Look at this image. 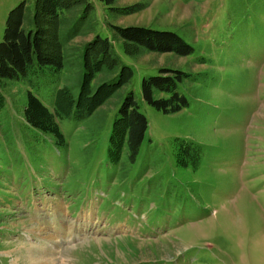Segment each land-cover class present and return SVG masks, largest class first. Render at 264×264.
Listing matches in <instances>:
<instances>
[{
    "label": "rangeland",
    "instance_id": "rangeland-1",
    "mask_svg": "<svg viewBox=\"0 0 264 264\" xmlns=\"http://www.w3.org/2000/svg\"><path fill=\"white\" fill-rule=\"evenodd\" d=\"M21 1L0 0V41ZM92 1L96 27L68 45L108 37L112 57L132 76L112 87L118 74L98 72L91 85L106 81L104 101L83 119L75 106L61 107L64 95L78 96L82 76L66 75V93L38 92L52 112L61 109L63 148L27 125L23 83L3 89L0 264H27L35 250H47L55 264H264V0H120L146 4L127 15ZM112 23L177 31L195 50L127 47ZM163 67L190 73L180 85L189 105L174 114L142 95L143 78ZM129 90L149 121L133 162L123 142L118 150L113 143Z\"/></svg>",
    "mask_w": 264,
    "mask_h": 264
},
{
    "label": "trees",
    "instance_id": "trees-1",
    "mask_svg": "<svg viewBox=\"0 0 264 264\" xmlns=\"http://www.w3.org/2000/svg\"><path fill=\"white\" fill-rule=\"evenodd\" d=\"M100 1L116 15L131 14L146 7L145 3L121 7L117 5L120 0ZM95 7L92 0H22L10 11L0 41V112L7 106L3 89L23 83L25 89L22 93L26 94L23 117L27 125L50 134L59 148L67 144L56 120L61 109L56 106L55 112H52L39 97L41 89L50 87L55 94L59 91L66 93L70 91L68 87H60L66 75L70 72L74 74L72 76H82L78 96L75 97L74 93L64 95L65 101H61V107L70 109L75 106L76 117L83 119L99 105L98 102L104 101L99 90L106 85V81L91 85L98 72L104 73L100 77L102 79L118 74L117 80H112V87L132 76L128 66H119L116 58L112 57V43L108 37L97 34L82 49L68 45L69 40L96 27ZM110 27L127 47L133 45L145 51L171 52L179 56H187L195 50L177 31L113 23ZM79 59L80 64L77 63ZM108 59H112L114 64L113 69H108L109 73L104 72ZM101 64L103 67L99 68ZM189 76L190 73L171 67H163L158 74L145 76L142 80L144 100L166 114L181 111L189 105V100L180 85ZM83 100L89 101L88 104L82 105ZM148 127V118L140 109L135 91L129 90L114 119L115 149L118 150L123 142L128 151V160L135 161ZM188 147H182L179 153V163L182 165H186L181 156L188 152Z\"/></svg>",
    "mask_w": 264,
    "mask_h": 264
},
{
    "label": "bare ground",
    "instance_id": "bare-ground-1",
    "mask_svg": "<svg viewBox=\"0 0 264 264\" xmlns=\"http://www.w3.org/2000/svg\"><path fill=\"white\" fill-rule=\"evenodd\" d=\"M33 249V248H32ZM37 250L31 251L29 255V262L27 264H55L53 261L52 256L48 257V251L47 250ZM51 252V251H50Z\"/></svg>",
    "mask_w": 264,
    "mask_h": 264
}]
</instances>
